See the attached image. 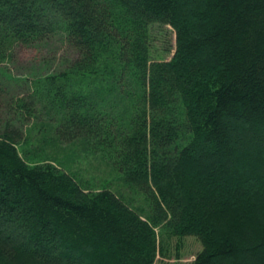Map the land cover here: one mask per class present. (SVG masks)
<instances>
[{
	"label": "trees",
	"instance_id": "16d2710c",
	"mask_svg": "<svg viewBox=\"0 0 264 264\" xmlns=\"http://www.w3.org/2000/svg\"><path fill=\"white\" fill-rule=\"evenodd\" d=\"M54 36L56 68L7 69ZM77 140L148 212L54 162ZM157 228L198 237L192 264H264V0H0V264H156Z\"/></svg>",
	"mask_w": 264,
	"mask_h": 264
},
{
	"label": "rangeland",
	"instance_id": "374dc122",
	"mask_svg": "<svg viewBox=\"0 0 264 264\" xmlns=\"http://www.w3.org/2000/svg\"><path fill=\"white\" fill-rule=\"evenodd\" d=\"M162 29L165 33H161ZM153 33L157 38V41L155 40L157 52L169 48V53L163 51L161 54L164 56L167 54L166 56L170 57V52L174 50L175 46V32L172 27H155ZM70 53L69 46L66 45L62 37L57 36L39 44L16 45L6 63L7 69L15 73L25 72L26 69L32 71V68L38 71H48L60 65L65 56ZM47 144L37 147L36 154L30 153V145H25L22 147V153L25 156L29 153L28 156L33 163L45 162L47 161L45 154L52 148H48ZM58 148L53 160L59 167L75 170L79 178L94 187L99 188L103 184L110 185L118 190L133 207L142 209V214L148 212L149 203L144 193L138 187L126 182L103 155L90 152L89 143L77 140L60 145ZM157 231L166 254L159 255L156 264H192L197 253L202 249L201 241L195 235L185 236L179 242L177 237L169 234L167 230L157 228Z\"/></svg>",
	"mask_w": 264,
	"mask_h": 264
},
{
	"label": "bare ground",
	"instance_id": "6f19581e",
	"mask_svg": "<svg viewBox=\"0 0 264 264\" xmlns=\"http://www.w3.org/2000/svg\"><path fill=\"white\" fill-rule=\"evenodd\" d=\"M59 90V89H58ZM62 92V91H61Z\"/></svg>",
	"mask_w": 264,
	"mask_h": 264
}]
</instances>
